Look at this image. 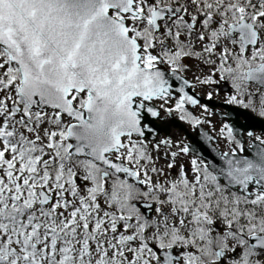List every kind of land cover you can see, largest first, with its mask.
Returning <instances> with one entry per match:
<instances>
[{"label":"snow or ice","instance_id":"snow-or-ice-1","mask_svg":"<svg viewBox=\"0 0 264 264\" xmlns=\"http://www.w3.org/2000/svg\"><path fill=\"white\" fill-rule=\"evenodd\" d=\"M222 83L264 118V0H0V264H264V136L154 127Z\"/></svg>","mask_w":264,"mask_h":264},{"label":"water","instance_id":"water-1","mask_svg":"<svg viewBox=\"0 0 264 264\" xmlns=\"http://www.w3.org/2000/svg\"><path fill=\"white\" fill-rule=\"evenodd\" d=\"M175 97V96H173ZM209 100H202L201 99V102L203 104L207 103ZM187 107H192L190 105H188ZM227 111H228V115L226 116L227 119H228V123L230 125H232L235 129H236V135H237V138H241L242 137V133L244 131L248 132V131H259L260 133H263L264 135V119H259V118H256V117H253L251 116L250 114L248 113H245V112H242V111H238V110H235L234 108H230V107H224ZM230 113H234V114H230ZM242 113L243 115H239V116H242L244 118V124H241L238 120V115L237 114H240ZM168 115V114H167ZM157 121L160 122L161 124H157ZM154 124V127L156 128L157 132L159 135L161 134H164L165 136L168 135V133L170 132V129H169V124L172 122H168L169 124L166 125V127H161L162 126V123L165 122L166 120L165 119H160V120H157ZM176 124H178V122L174 121ZM197 132V134L194 136H192V134H189L187 136L188 140H187V143H190V144H196L198 142H201L200 138L204 135V134H210V132H208L207 130L205 129H202L200 126H198L194 133ZM243 138V137H242ZM244 140V139H243ZM211 146H215V141H213V144L210 145L209 147Z\"/></svg>","mask_w":264,"mask_h":264},{"label":"flooded vegetation","instance_id":"flooded-vegetation-1","mask_svg":"<svg viewBox=\"0 0 264 264\" xmlns=\"http://www.w3.org/2000/svg\"><path fill=\"white\" fill-rule=\"evenodd\" d=\"M189 74H191V73H189ZM202 92L204 91V93L206 94V92L207 91H217V95H215L214 97H213V101L211 100V101H208L207 103H205V105H207V107H208V109H209V112H211L212 113V115H209V113H207V112H204V110L203 109H201V108H191L190 109V107H187L188 109H189V111H191L194 115H196V116H198V117H201V118H204V119H208V120H211V122H212V124L211 125H213V123H216V124H223V123H225L226 122V115L224 116L222 113H224V112H222V111H220V109H222V107L224 108V107H234L235 109H239V110H241L242 112H245V113H249V114H251L252 116H254V117H257V118H259V119H264V118H262V117H259L256 113H254V112H252L251 110H248V109H244V108H242V107H239V106H237V105H224V99L232 92V90H231V88L229 87V85H227V84H224V83H222L220 86H219V88H218V90L217 89H208V88H205V89H203V90H201ZM200 96V98L202 99V100H207L205 97H202L201 96V94L199 95ZM205 96V95H204ZM175 98L176 97H173V100L170 102V103H173L174 102V100H175ZM202 103V102H201ZM216 104H217V106H216ZM218 104H220L221 106H219ZM157 106H158V104H157ZM223 111H224V109H222ZM164 113V112H163ZM164 114H166V113H164ZM174 114H176L175 116L177 117V119H179V114L178 113H174ZM167 115V114H166ZM241 118H243L242 116H239L238 117V120L241 122ZM244 119V118H243ZM180 120V119H179ZM181 121V120H180ZM243 121V120H242ZM182 123H184L187 127H189V125L190 124H188L187 122H185V121H181ZM205 124H207V123H205ZM205 124H201V125H205ZM209 125V124H208ZM255 135H260V133L258 134V132L257 133H255ZM171 136H173V134H171ZM174 136H176L177 137V139H181L182 137L180 136V135H178V133H176ZM262 136V135H261ZM264 136V135H263ZM181 137V138H180ZM172 138V137H171ZM176 139V140H177ZM246 146H247V143L245 144Z\"/></svg>","mask_w":264,"mask_h":264},{"label":"rangeland","instance_id":"rangeland-1","mask_svg":"<svg viewBox=\"0 0 264 264\" xmlns=\"http://www.w3.org/2000/svg\"><path fill=\"white\" fill-rule=\"evenodd\" d=\"M189 80H192V74H188V77H187ZM208 89H211V88H208ZM195 91H197V93H198V95H200L201 94V96L202 97H205L204 95H205V93H204V91L202 92L201 91V89H195ZM201 99V98H200ZM213 101V100H212ZM219 106H221L220 104H218ZM216 106H217V104H216ZM192 107H190V109H191ZM231 108V107H230ZM234 108V107H233ZM222 109H224V111L222 110ZM222 109H220V111H222V112H224V113H222L223 115L225 114V113H227L228 114V111L225 109V108H223L222 107ZM235 109V108H234ZM235 110H238L239 111V109H235ZM241 111V110H240ZM230 114H234V113H230ZM249 114V113H248ZM176 114H172V116H167L166 114H164L163 112L161 113V116H162V118L163 119H165L166 121L165 122H163L162 123V126L161 127H166V125H168L171 121V123L169 124V129H170V132L168 133V135H164V134H161V135H159L158 136V138H160V139H163V138H166V137H172V139L174 140V141H183V142H185V143H187V140H188V138H187V136L189 135V134H192V136H194L195 137V135L197 134V132H195L194 133V131H195V129L196 128H193L191 125H189V127H187L184 123H182L179 119H177V117L175 116ZM251 115V114H250ZM225 116V115H224ZM227 116V115H226ZM252 116V115H251ZM254 117V116H253ZM257 118V117H256ZM241 120V124H244V119L243 118H241L240 119ZM243 120V121H242ZM174 121H176V122H178V124H176ZM169 122V123H168ZM226 122L228 123V119L226 118ZM157 124H161L160 122H158L157 121ZM213 125L215 126V130H214V128H213ZM213 125H208V124H205V125H200V127L203 129H206V130H208V131H210L211 133V135H216V131H218V129H219V127H221L222 125L221 124H216V123H213ZM253 133H254V135H255V133H257L258 132V134L260 133L259 131H252ZM176 133H178V135H180L181 137V139H177V137L176 136H174ZM171 134H173V136H171ZM263 136V133H260V136ZM242 137H243V139H244V142H245V144L248 142V137H247V132L246 131H244L243 133H242ZM177 139V140H176ZM220 145H221V147H225V145H224V142L223 141H221L220 142Z\"/></svg>","mask_w":264,"mask_h":264}]
</instances>
